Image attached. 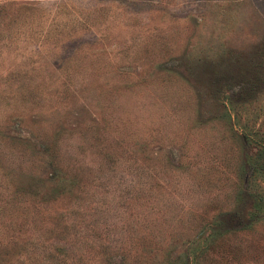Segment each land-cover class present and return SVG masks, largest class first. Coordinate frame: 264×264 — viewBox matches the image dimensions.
<instances>
[{
	"label": "rangeland",
	"instance_id": "374dc122",
	"mask_svg": "<svg viewBox=\"0 0 264 264\" xmlns=\"http://www.w3.org/2000/svg\"><path fill=\"white\" fill-rule=\"evenodd\" d=\"M0 264H264V0H0Z\"/></svg>",
	"mask_w": 264,
	"mask_h": 264
}]
</instances>
